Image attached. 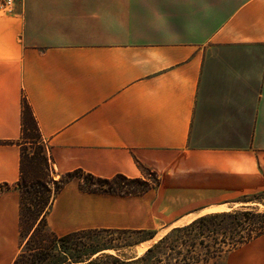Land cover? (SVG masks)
Here are the masks:
<instances>
[{
	"label": "crops",
	"instance_id": "obj_1",
	"mask_svg": "<svg viewBox=\"0 0 264 264\" xmlns=\"http://www.w3.org/2000/svg\"><path fill=\"white\" fill-rule=\"evenodd\" d=\"M23 98L55 176L136 179L139 163L159 178L140 197L68 183L47 217L57 236L163 235L230 210L264 191V0H23L0 10V264L18 244ZM225 264H264V235Z\"/></svg>",
	"mask_w": 264,
	"mask_h": 264
},
{
	"label": "trees",
	"instance_id": "obj_2",
	"mask_svg": "<svg viewBox=\"0 0 264 264\" xmlns=\"http://www.w3.org/2000/svg\"><path fill=\"white\" fill-rule=\"evenodd\" d=\"M20 134V139L16 142L20 149L19 179L15 185L19 193L20 251L12 264H100L104 257L117 263L118 257L113 258L111 255L92 258L101 251H118L120 248H97L90 252L91 244L82 242L84 236L90 232L114 231L146 233V240L154 237L153 233L141 230L111 229L55 235L47 227V216L57 196L74 179L80 180L77 187L82 193L140 197L155 190L159 185V178L154 172L137 163L142 178L130 179L120 175L100 178L76 170L59 174V179L54 180L49 176L52 172L44 155L41 134L25 98L21 104ZM27 144L36 147L31 156L27 153ZM8 189L7 185L1 186L0 194ZM239 202L243 204L230 211L206 214L185 226L171 229L140 257L122 260L120 264L214 263L226 253L264 235V191L236 203ZM163 249L169 252L165 260L159 256Z\"/></svg>",
	"mask_w": 264,
	"mask_h": 264
},
{
	"label": "rangeland",
	"instance_id": "obj_3",
	"mask_svg": "<svg viewBox=\"0 0 264 264\" xmlns=\"http://www.w3.org/2000/svg\"><path fill=\"white\" fill-rule=\"evenodd\" d=\"M1 2V0H0ZM23 3V0H21L20 3H17V4H14L12 5L10 8H4L0 5V10H2L3 12H11L12 11V8L15 6V5H20ZM262 55V54H261ZM247 66H249V68H246V69H260V66L261 64L259 62H255V63H246ZM40 132V131H39ZM20 133H21V130H20ZM21 135V134H20ZM41 143L43 145V151H44V155L47 157L48 159V164L50 165V171L52 172V163L50 161V157L48 155V144H47V141L44 140L41 136ZM27 153L31 156L34 151H35V148L36 147H33L31 146L30 144H27ZM151 171V170H150ZM152 172V171H151ZM156 174V173H155ZM49 176L51 178H53L54 180H58L59 179V176H55V173H51L49 174ZM73 182L75 183H80V180L78 179H74ZM17 190V189H16ZM152 191V190H151ZM18 192V191H17ZM19 194V193H18ZM246 197H250V196H246ZM244 197V198H246ZM242 198V199H244ZM241 199V200H242ZM241 200H238V201H241ZM243 203L239 202V203H236L234 202V204H231L228 206L229 207H232L230 210L234 209V208H237L239 206H241ZM220 211L218 212H214V213H219V212H225V211H230V210H227V207H222L219 209ZM50 214V213H49ZM209 214H212V213H209ZM204 216V215H203ZM48 217V216H47ZM201 217V216H200ZM199 218V217H198ZM47 227H48V223H47ZM48 229L50 230V228L48 227ZM98 230H101V229H98ZM111 230H119V229H111ZM51 231V230H50ZM84 231V230H83ZM131 231H138V230H131ZM141 231H145V232H151V231H146V230H141ZM164 231H160V232H151L154 234V237L149 239V240H146V238L148 237L146 233H141V234H133V233H130V232H126V233H116V232H104V231H98V232H90V233H87L85 236H84V239L82 240V242H85V243H89L91 244V249L89 250L90 252H92L93 250L92 249H97L98 250H101L103 248H111V247H118L120 248V250L116 251V250H104V251H101L100 253L96 254L93 256L92 259H95V258H100V257H103V256H107V255H111L113 256V258L115 257H118V262L117 263H113L112 260L109 261L108 258L104 257V258H101V262L100 264H120V262H122V260H125V259H130V258H138L140 257L141 255H137L138 253V246L142 243H145V242H149V241H153L156 237H160L158 238L152 245H154L155 243H157L164 235H166L168 232H166L165 234H163L162 236H160ZM70 234V233H69ZM56 235V234H55ZM67 235V234H66ZM64 236V235H63ZM260 238V237H259ZM255 241V240H254ZM19 243H20V237H19V218H18V244H17V247L13 250V254L10 258V264H12L14 258L17 256V254L19 253ZM139 243V244H138ZM250 243V242H249ZM247 243V244H249ZM137 244V245H136ZM128 245H131L130 247H127ZM151 245V246H152ZM246 245V244H245ZM150 246V247H151ZM244 246V245H243ZM148 247V248H150ZM242 247V246H241ZM239 247V248H241ZM147 248V249H148ZM238 248V249H239ZM146 249V250H147ZM236 249V250H238ZM235 251V250H233ZM233 251H230V252H233ZM229 252V253H230ZM169 252L166 250V249H163L161 251V254L159 256H161L162 259H167L166 256ZM229 253H226L224 256H222L219 260L215 261L214 263H211V264H225V258L226 256L229 254ZM158 256V254H157ZM165 264V262H164Z\"/></svg>",
	"mask_w": 264,
	"mask_h": 264
},
{
	"label": "bare ground",
	"instance_id": "obj_4",
	"mask_svg": "<svg viewBox=\"0 0 264 264\" xmlns=\"http://www.w3.org/2000/svg\"><path fill=\"white\" fill-rule=\"evenodd\" d=\"M259 208H260V207H259ZM263 209H264V208H263ZM160 236H162V235H160ZM152 242H153V241H149V242H145V243L140 244V245L138 246L139 250H138L137 255H141V254H143V253L146 251V249H147L148 247L151 246Z\"/></svg>",
	"mask_w": 264,
	"mask_h": 264
},
{
	"label": "built area",
	"instance_id": "obj_5",
	"mask_svg": "<svg viewBox=\"0 0 264 264\" xmlns=\"http://www.w3.org/2000/svg\"><path fill=\"white\" fill-rule=\"evenodd\" d=\"M21 0H1L0 5L4 8H10L12 5L20 3Z\"/></svg>",
	"mask_w": 264,
	"mask_h": 264
}]
</instances>
